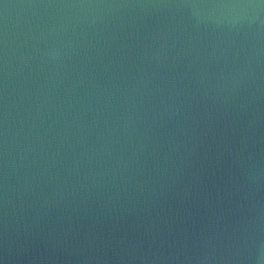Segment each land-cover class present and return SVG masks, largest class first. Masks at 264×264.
Listing matches in <instances>:
<instances>
[{
    "label": "water",
    "instance_id": "water-1",
    "mask_svg": "<svg viewBox=\"0 0 264 264\" xmlns=\"http://www.w3.org/2000/svg\"><path fill=\"white\" fill-rule=\"evenodd\" d=\"M0 264H264V0H0Z\"/></svg>",
    "mask_w": 264,
    "mask_h": 264
}]
</instances>
